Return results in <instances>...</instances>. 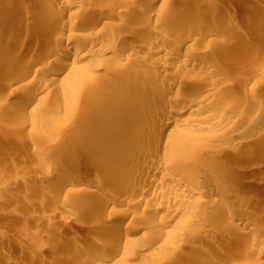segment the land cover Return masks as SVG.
Masks as SVG:
<instances>
[{
	"label": "bare ground",
	"instance_id": "6f19581e",
	"mask_svg": "<svg viewBox=\"0 0 264 264\" xmlns=\"http://www.w3.org/2000/svg\"><path fill=\"white\" fill-rule=\"evenodd\" d=\"M136 1L67 0L63 5L62 11L61 7L59 8V13L58 11L52 13L51 9L53 7L45 4L43 7L47 11L51 10L48 15L45 14V16L40 18L37 13L28 12L24 14L25 16L23 15V20L26 23V28L29 29L27 32H42L45 35L52 34L55 45L53 43L54 46L40 45L41 39L33 40L28 34L22 33L21 36L14 39L16 43L13 44L17 45V49L14 48L15 51L7 50L6 48L9 49V47H6V44V48L3 49L7 51H0V73L5 70L3 64L5 65L7 62L10 64L9 71L11 66H14L13 63L23 62L25 56L22 59V52H27L26 55L32 54L31 61L26 64L25 60V64H22V66L24 65L23 69H25L24 73L21 74L22 77L5 83L8 84L9 82L5 90H10L6 98L21 97L23 98L22 100L25 99L26 105L42 102L44 99L43 92L50 88L55 92H59L62 99L75 98L77 103L75 108H78L77 89H81L88 84L90 86V83H92L94 86H90L88 90L94 93L98 87L97 83L102 77L98 73L99 71L88 75V71L92 69L97 60L96 57H101L103 59L102 63L107 68H112L109 71L117 67L122 73V78L124 79L123 88L114 91L108 101L99 102L100 113L97 118L94 120V117H90L89 120L91 121L82 125V127L59 128L56 136L65 139L58 145L61 150L54 153V157L52 156L53 158L51 159L41 155V161L33 167L35 170L45 169V175L40 181L43 186L51 187L55 195L66 193L65 197L68 198V200L66 198L68 203L65 201L66 203L60 206V211L62 214L67 215V219L70 221V228L68 226L66 230H63L65 225L62 227L63 231L61 230L60 236H57V238L61 237L63 239H56L57 243L48 246L49 251L52 256L59 257V255H62L65 260L70 262L80 259L78 264L89 263V261H86V254L89 252L92 255V264H121L122 260H117V256L120 254H117L120 251L118 249L123 247L124 250L121 249V251L126 253L131 247L142 246L145 242L148 243L145 244L142 250L144 255H160L162 251L168 250L171 246L166 241V235H164V224L159 223L158 219L155 220L156 217L159 218L156 215L162 211L161 206L152 208L155 214V216L153 214L154 220H148V217H146L151 209L150 207H152V202L155 203L159 200L161 205L167 207H173L177 204L180 205L178 208L187 212L186 204L199 201L206 209L212 207L211 209L214 210L217 216L211 215L214 218L209 221L211 224H213L212 222L215 224L217 217H223L225 215L224 212L234 209L236 207L235 204L239 201L232 197L233 186L223 188V184L220 182H231L232 180L237 182L240 178L236 180L237 177H235L231 168H227L222 172L220 171L221 169L219 170L221 172L219 175L220 181L217 179L208 180L206 172L213 169L216 164L214 165L211 161L201 162L206 151L209 150H207L204 140L198 137V134L194 135L189 131L190 127L201 126L204 121L211 118H206L205 112H203L199 117L186 119L187 121L183 123L180 120V116L193 109L199 110L203 108L210 98H213L219 92L217 90L219 88H216L217 85L216 87L215 85L209 86V83H207L208 86H206L207 84L203 86V84L201 85L202 82L197 83L198 77L202 75L203 77L209 76L215 78L213 80L215 82L216 78L218 77V80L219 76H221L220 69L227 77L236 68L234 61L230 58V48H234L237 51H243L246 48L250 49V46L258 42V38L245 31H238L237 36H239V39L235 40L236 32H233L229 34V41L226 44L223 42L225 45L222 44L216 47L215 51L218 55L209 54L210 52L207 54L206 51L205 54L203 53L204 51L202 52L198 49L197 40L199 38L197 37L202 36L204 39H211L215 33H218L217 30L231 28L229 23L233 18V8L230 0H225L224 4H222L223 6L217 8L218 10L217 12L215 11V14L207 11L202 12L203 10H201V18H198L196 23L186 22V24L183 22L185 20L178 21L180 18H177L178 16L176 17L174 13L156 17L157 15H151L149 12L138 13V10L137 13L135 12L136 15L134 12L131 15L130 11L133 10L132 6ZM244 1H241V3H244ZM179 10L182 12L181 9ZM177 11L174 10L175 13ZM239 13H242L241 10ZM65 15L70 19H64L63 16L65 17ZM81 15H87L88 17L84 25L78 23ZM4 17H2L0 22L2 24L0 25V31L2 28H7L9 24L11 25L9 17ZM111 17L112 21L113 17H116L114 19L115 23L109 21ZM251 17L253 18V16ZM254 17L262 19L264 10L256 13ZM156 18H159V20ZM231 24L233 25V23ZM94 25H103V29L94 32L96 27ZM261 25V22H257L252 28H261ZM167 26L171 30L173 29L171 34H167L168 31L165 30ZM235 28L237 29V27ZM108 30L114 32L113 37L115 38L106 37L107 34L105 35V32H108ZM141 30L146 33L144 36L141 35L143 34L142 32H139ZM174 30L175 33L172 34ZM4 31L3 40L7 42L10 38L9 40L12 39L13 41L12 35L8 32L9 28ZM169 35H174V38L182 40V43L178 45L175 42L176 39L170 38ZM222 38L223 35L220 40ZM200 40L202 41V39ZM0 41L5 43L1 38ZM73 43L78 44L72 50H68V46ZM121 44L124 47L119 48ZM115 45L118 47L117 51H114ZM213 45L215 44L211 46ZM227 45L230 46L227 47ZM216 55L219 59L220 69L216 68L218 66L215 67L214 58H216ZM44 57L48 63L56 66V69L49 71L45 68L46 66H42L41 61H43ZM9 71L8 73L11 72ZM32 73L34 75H42L45 79H37L32 82L30 80L31 83L28 86L24 85V82L31 77ZM6 77L5 79H7ZM246 117L243 118L248 122ZM251 119L253 120V118ZM207 121L204 125L210 123L209 128L211 131L212 129L217 131L224 128L227 129V127L229 129L230 125L232 128V120L229 116L225 117V114L213 124H211L213 120H210L211 122ZM253 122L254 120L250 121V124ZM235 132L237 136L245 134V132L240 134L238 131H232V133ZM208 138L206 136V139ZM247 138L248 140L244 141V139V143L240 144L239 159L241 161L249 160L251 155L256 152L262 153V156H264V152L261 151L264 150V132H258V134L253 132ZM231 145L233 144L231 143ZM262 160L260 161L261 163ZM244 166L246 165L244 164ZM225 167L223 168L225 169ZM71 170L74 173H69L70 175L66 176ZM212 171L216 172L215 169ZM75 174L77 175L76 179H74ZM251 175L253 174L251 173ZM61 176H66V178ZM69 177L73 179L68 182ZM59 180H66L68 184L58 183ZM261 181V186L264 187V176ZM38 188L36 191H40V187ZM52 190L50 191L52 192ZM216 196H218L217 199ZM242 196L240 203L243 206L249 205V210L244 214L232 215V217L230 216L231 218H226V227L223 228L226 229V231L224 230L226 236L234 237L236 240L238 238L241 239L239 242L241 246H258L261 252L256 256L254 255L253 262L249 263L247 261V263L263 264L264 193L259 195L257 190L256 194L247 193L246 191V194ZM70 202H74L73 208H69ZM42 204L43 202L39 206ZM22 206L17 207L15 210L13 209L14 212L12 214L14 215H12L11 222L18 217V219L21 218L20 216L23 215L26 209H23L24 207ZM39 206H37L39 211L44 209L46 212L40 211L42 214H40L41 216L36 215L40 216L37 221L42 216L45 221L50 220V218L54 221L57 219L55 216L58 213V209L55 211L52 208L49 209V204L47 207L46 205L45 207L42 206L43 209H40L42 207L39 208ZM132 209H136V211ZM26 211L24 216L27 213ZM176 211H179V209H176ZM192 213L194 220L199 212L196 210L195 212L192 211ZM27 214L29 215V213ZM133 214L134 216L132 217ZM60 215L58 216L59 218ZM31 216L36 218L34 217L35 215ZM147 216H150V214ZM115 220L118 221L119 225L111 226V223ZM61 222L63 223V220ZM134 223L138 226L137 228H133L127 233H122V227L124 228L126 224L131 226ZM36 225L38 226V224ZM74 227L78 230L79 228H84V232L81 231L82 233L77 236L78 239L73 237L75 235L72 232ZM100 231H106L107 236L101 237L102 239H96L94 236H99ZM83 233L84 235L82 236ZM80 236L83 239L82 237L79 239ZM87 243H90V245ZM212 260L213 258H211ZM220 263L233 264L228 257ZM242 263L244 264V261Z\"/></svg>",
	"mask_w": 264,
	"mask_h": 264
},
{
	"label": "rangeland",
	"instance_id": "374dc122",
	"mask_svg": "<svg viewBox=\"0 0 264 264\" xmlns=\"http://www.w3.org/2000/svg\"><path fill=\"white\" fill-rule=\"evenodd\" d=\"M66 1L67 0H0V22L2 20V17L3 18H5L4 16L9 17L10 19L9 23H11V25L9 24L5 29L9 28L8 32L12 35L11 38L13 37V41L12 39L9 40L10 38L9 39L7 38L8 40L6 39L7 40L6 42L5 40H3L5 29L3 28L1 29L0 38L2 41H5V43L0 41L1 43L0 47L2 48V49L0 48V51L2 52H6L7 50L15 51L14 48L17 49V45L13 44L16 43L14 39H16V37L18 36H21L22 33L26 35L28 34L30 37L33 38V40L41 39L42 41L39 42L40 45L46 44L47 46L50 45L52 46L54 44V40H53L54 36L52 34L45 35L42 32H35V33L34 32L31 33L29 31L27 32V30L29 29L26 28L27 27L26 23L23 20L25 16L24 14L28 12H34L37 13L40 18H42L43 16H45V14L48 15V12L51 10L52 13L54 11L56 12L58 11L59 13L60 12L59 8L61 7L60 9L62 11L63 5L65 4ZM230 1H231L230 4L233 8V18L230 20L229 23L231 28L226 30L223 29L224 31L222 29L217 30L218 33H215V35L211 37V39H204L202 36H198L197 37L199 38L197 40V44H199L198 49L202 52L204 51L203 53L205 54L206 52L207 54L209 52H210L209 54L211 53L217 54V52L215 51L216 47L221 46L224 43L226 44V42L229 41L230 33L236 32L234 39L235 40L239 39L237 33H239L240 31L242 32L245 31L248 34H252L253 36L257 37L258 42L256 44L258 45L257 46L256 44L252 45L249 47L250 49L246 48L243 51L242 50L237 51L234 48H230V58L232 61H234L233 63H235L234 65L236 68L235 69L233 68L234 72L232 71L231 73H229L232 76L228 74L231 77L227 75L228 78L226 77V74L224 75L222 73V69H220L221 67L220 64L218 63L219 59L217 54L214 60L216 64L215 67L218 66L216 68L220 69L219 71L221 72L220 73L221 76H219V79L217 80L218 78L217 77L215 83L213 81L215 80V78H211L209 76L206 77L204 76L205 77L204 78L202 75L198 77L197 83L202 82L201 85L203 84V86H205L207 83H209V86L215 85L216 87L217 85L216 88H219L217 90L220 93L217 92L218 94H216V96L214 95L213 98H210V100L205 105L206 108L204 106L199 110L193 109L192 111L180 116V120L183 123H185V121H187L186 119L199 117V115L203 114V112H205L206 118L207 117L211 118L209 120L207 119L208 120V121L206 120L207 122L213 120L212 122L210 121L211 124L219 120V117H223L224 114L225 117L229 116L231 118L232 128L230 125L229 129L227 127V129L224 128L218 131L212 129L211 131V129L209 128L210 123H207L208 125L207 126L204 125L206 124V121H204L203 122L204 124H202L201 126L199 125L198 127H193V128L190 127L191 129H189V131L194 135L198 134L199 135L198 137L204 140L205 146L207 145L206 148L207 150H209L206 151L207 155L205 154L201 162L211 161L214 165L216 164L213 167V169L206 172L207 175L206 174L205 175L207 176L206 178H208V180L217 179L220 181L219 175L223 170H226L227 168H231L235 177H237L236 180L240 178L238 179L239 181L237 180V182L235 180H234L235 182L233 180L231 182L229 181L220 182L223 184L222 185L223 188H229L233 186L232 197H234L235 200H239L235 204L237 209H235L236 208L235 207L232 210L224 212L225 215L221 217L224 220H222L220 217H217L215 219L216 223L214 224V222H212L213 224H211L209 220L216 217L217 216L216 213L214 212L213 209H211L212 207L211 208L208 207L209 210L205 212L208 208L206 209V207H204L199 201L191 202L188 205L186 204L187 212H184L183 210H181V208H178L180 207V205L177 204L173 207L171 206L167 207L161 205L159 200L158 202L155 203L152 202V207H150L151 209L147 214V215L150 214V216L146 215V217H148V220L150 219L154 220L155 214H154V209L152 208L161 206L162 211L160 212V214L156 215L159 216V218L156 217L155 220L158 219L159 223L164 224L165 227L164 235H166L165 236V238L167 237L166 241L170 244L171 247H169L168 250L162 251L160 255H152V256H147L144 255V253H142L145 244L148 242H145V244L142 246L140 245V246L131 247L129 250L126 251V253L125 251L123 252L121 251V249L124 250L123 247H121V249H118L120 251L117 252V254L120 253L117 256V260L121 259L122 260V261L120 260L122 262L121 264H212V263L221 264L220 262L223 259H226L227 257L230 258L231 263L233 264H243L242 261H244V264L245 263L248 264L247 261H249V263L253 262L255 256L261 252L258 246L256 247L253 246L244 247L243 245L241 246V244L239 243L241 239L238 238L239 239L238 241V239L236 240V238L234 239V237H230L228 235L226 236L225 234L226 229H224L226 227L225 223H227L226 218L230 216L232 217V215L236 216V215L244 214L249 210L248 209V207L250 208L249 205L243 206V204L241 205L240 203V200L243 197L242 195L246 194V191L247 193L250 192L256 194V190H257V194L259 195L264 193V187L261 186V182H262L261 179L264 176L263 174L264 156H262V153L256 152L254 154L257 157L254 154H252L249 160L247 159L244 161L243 160L241 161L238 156L241 150L240 144L244 143L243 142L244 139H245L244 141L248 140L247 137H250L251 133L253 132H255V134H258V132H264V123H263L264 122V27H263L264 17L262 19L261 18L258 19L254 17L256 13H258L261 10H264L263 7L264 0H245L244 3H241V1L243 0H238V1L236 0L237 2L235 0H230ZM224 2L225 0H156V1L137 0L136 3H134V5L132 6L134 11L131 10L130 12L131 15L133 12L136 15L137 11L139 10L138 13L149 12L151 15L152 14L155 16L157 15L156 17L161 15L167 16L174 13L176 14V17L178 16L177 18H180L178 21L185 20L183 21L184 24H186V22L196 23V21H198V18H201L200 17V15L202 14L201 10H203L202 12L207 11L208 13L212 12V14H215V11L217 12L218 10L217 8L223 6L222 4H224ZM45 4L50 5L53 8L47 11L45 7H43ZM177 8L181 9L182 12ZM174 10L176 11L178 10V11L175 13ZM240 10L243 14L239 13ZM255 10H257V12H255ZM238 15H240L241 17ZM84 16L85 15L83 16L81 15L80 18L81 20L79 19L78 23L80 25H84V23H86L85 20L88 19L87 15L85 17ZM251 16H253V18L256 19H253ZM63 18L66 20L70 19L68 18L67 15H65V17L63 16ZM111 19L112 17L109 18V21L115 23L114 19H116V17L115 18L113 17V21ZM156 19L159 20V18ZM253 20L255 23L253 22ZM257 22H261L262 25L260 26L261 28L255 27L256 29L255 30L252 27H254V25H256ZM231 23H233V25ZM102 26L94 25L95 27L94 32L95 31L98 32L99 30L103 29ZM235 27H237L238 30ZM165 30L168 31V32L165 31L167 32V34H171V31H173V29L171 30L170 27L168 26L166 27ZM142 31L144 30H141L139 32ZM113 33L114 32L112 30H108V32H105V35L107 34L106 37L108 38L109 37L115 38L113 37ZM174 33L175 30L174 32H172V34ZM145 34L146 33L144 32L141 35L144 36ZM222 35H223L222 38L223 41L220 40ZM169 36L170 38L175 37L174 35H169ZM174 39H176L175 42L178 45L182 43V40L178 38H174ZM200 39H202V41ZM175 42L173 41V43ZM9 43H11L12 46L14 47H12L11 44ZM5 44L7 45L6 47H9V49L5 47ZM77 44L78 43H73L71 46H68V50H72V48H75ZM212 44L215 45L217 44V45L211 46ZM116 46L117 45L114 46L115 47L114 51L118 50V47ZM228 46L230 45H227V47ZM121 47H124V45L123 44L119 45V48ZM3 48L4 49L6 48L7 50H4ZM201 48L203 49L201 50ZM24 53L25 51L21 53L22 54L21 56H23L22 59H24L25 56L23 62L13 63L12 61L14 66H11V70H10L11 72L8 70L10 64H8L7 62V64L5 65L3 64L5 70L1 71L0 73V77H1L0 114L3 113V115L0 116V264H78L80 262V259H76L70 262L65 260L64 257H62V255L61 256L59 255V257L52 256V253H50L49 251L48 246H52L51 244L57 243L58 238L61 240L63 239L61 237L57 238V236H60L62 227L65 225L63 230H66L68 226L70 228L69 225L70 221L67 219V215L62 214V212L60 211V206L63 203L67 202L66 201L67 197H65L66 193L55 195L53 194V190L51 189V187L43 186L40 183V181L41 178H43V176L45 175V169H41V168L36 169L39 171V173L37 174L38 171L36 172L35 168L33 167H35L37 163L41 161L42 158L41 155H43L45 158L51 159L54 157V153L58 152V150H61V148L58 145L61 142L65 141V139L56 136V133L58 132L59 128L82 127V125H85L87 122L91 121L89 120L90 117H94L95 120V118H97V115L100 113L99 102L108 101V99L111 97L114 91L122 89L124 85V79L122 78V73L117 67L113 68L112 71H109V69L111 70L112 68L109 67L107 68V66H105L104 63H102L103 59L99 56L100 58L96 57L97 60L95 59L96 60L95 64L92 67V69L88 71V75L95 73V71L96 72L99 71L98 73H100L102 77L99 79L97 83L98 84L97 90L94 93H91L88 90L90 86L91 87L94 86V84L92 83H90V86L88 84L87 86H84L81 89H77L76 93L78 94L77 98L79 99L78 102L80 108L79 107L75 108V105L77 104L75 98L62 99L60 98L59 92H55L50 88H48L45 92H43L44 99L42 102H39L38 104L33 103L30 105H26L25 99L22 100L23 98L18 96L7 99L6 97H8V93H9L8 91L10 90L8 91L5 90L9 84V82L8 84H5L7 81H10L12 79H20L22 77L21 74L24 73L25 71V69H23L24 65L22 66V64L25 62V60H26L25 62L26 64L31 61L32 54L26 55L27 52L25 54ZM45 59L46 58L44 57L42 59L44 62L41 61L42 66L44 67L46 66L45 68L48 69L49 71L56 69V66H53V64L48 63ZM7 70L10 73H8ZM5 77L7 79H5ZM43 78L45 79V77L42 75H34L32 73L31 77H29L24 82V85L26 84V86H28L29 83H31L32 81L37 79L42 80ZM1 83L3 86L1 85ZM206 86H208V84ZM229 96L232 97L229 98ZM243 117H246V119L248 118V122ZM251 118H253L254 120L253 122L254 124L252 123L253 125L250 124V121L251 122L253 121ZM232 131H238L240 134H242V132H245V134L243 133L244 135L237 136L236 132L232 133ZM206 136L209 138L206 139ZM231 143L235 147L231 145ZM261 151L264 152V150ZM258 155H260V157L262 156L261 157V160L263 159L262 163L260 162L261 160L260 157H258ZM257 158H259V160H257ZM234 162H238V163L234 164ZM244 164L246 166H244ZM261 164L263 165L260 166ZM224 166H226L225 169L223 168ZM214 169L216 172L212 171ZM69 173L72 174L74 172L71 170L68 172V174L66 172L67 175L66 174L63 175L69 176L70 175ZM251 173L253 175H251ZM66 176H61V177L66 178ZM74 177H75L74 179H76L77 175L75 174ZM72 179L73 178L69 177L68 182L69 180L71 181ZM62 182L68 184L66 180L58 181V183H62ZM253 182L254 184H252ZM257 182L259 183L257 184ZM37 185H42V186H37ZM38 187H40V191L39 190L36 191ZM49 188L50 190H52V192L49 190ZM217 198L218 196H216V199ZM35 201L38 202L36 203ZM42 202L43 204L39 206V204H41ZM73 203L74 202H70V205L69 204L66 205H69V208H73L72 207L74 205ZM48 204H49L48 206L49 209L52 208L53 211L58 209L57 210L58 213L55 216V218L57 219L54 221L52 218H50V220L48 219V221H45L42 216L43 219L41 218L39 219V221H37L38 218H40L41 216L40 214H42L40 213L41 210L39 211L37 206H39L40 208L42 206L45 207L46 205L47 207ZM16 205H18L17 207L23 205L22 206L24 207L23 209L26 208L24 210V213L27 209H29L26 211L27 213H29V215L26 213L25 214L26 217H25L23 213V215L20 216L21 217L20 219H18L19 218L18 217L17 219H15V221L13 220L11 222L10 220L12 219V215H14L12 214L14 212L13 209L15 210L17 208L15 207ZM40 209H43V207ZM176 209H179V211H176ZM195 209L197 210V212H199L197 214L198 219L196 218L193 220L192 211L195 212L196 211ZM42 211L46 212V210L44 209ZM133 211H136V209H134ZM206 213L207 215H205ZM31 215H35L34 217H36L37 219L33 218V216ZM36 215H40V216L38 217ZM59 215L61 219L58 217ZM208 215L209 216L213 215L214 217L213 216L209 217ZM133 216L134 214L132 215V217ZM263 217H264V213H263ZM32 218L33 220L31 221ZM60 220L61 221L63 220V223ZM193 221H195L196 223L194 222V224L192 225ZM35 222L36 224H38V226L35 224ZM111 224H112L111 226L119 225L118 221L116 220L113 221V223ZM137 227L138 226H136L135 223L133 225L131 224V226L129 224L128 225L126 224L124 228L122 227V231H123L122 233H127L128 231ZM76 229L77 228L74 227L72 232L75 234L73 237H76L78 239L77 236H79L80 233H82L81 231L84 232V228L81 229L79 228V230ZM101 231H100L101 235L99 233V236L98 235L97 237L94 236L96 239H102L104 236H107L106 231L103 232ZM83 235L84 233L82 234V236ZM82 236H80L79 239H81ZM168 238L170 239V241ZM87 244L90 245V243ZM86 255H87L86 261H89V263L87 262L86 263L92 264L93 263L91 259L92 255H90V252L87 253ZM211 258H213V260L216 261L214 262L213 260L211 261Z\"/></svg>",
	"mask_w": 264,
	"mask_h": 264
}]
</instances>
